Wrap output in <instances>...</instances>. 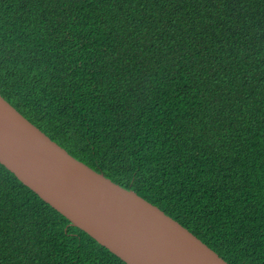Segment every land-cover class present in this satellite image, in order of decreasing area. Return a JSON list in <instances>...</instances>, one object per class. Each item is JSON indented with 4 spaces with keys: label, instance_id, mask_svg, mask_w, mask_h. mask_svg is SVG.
<instances>
[{
    "label": "trees",
    "instance_id": "1",
    "mask_svg": "<svg viewBox=\"0 0 264 264\" xmlns=\"http://www.w3.org/2000/svg\"><path fill=\"white\" fill-rule=\"evenodd\" d=\"M0 95L228 264H264V0H0ZM145 143L195 182L140 167ZM0 264L126 263L0 163Z\"/></svg>",
    "mask_w": 264,
    "mask_h": 264
},
{
    "label": "water",
    "instance_id": "2",
    "mask_svg": "<svg viewBox=\"0 0 264 264\" xmlns=\"http://www.w3.org/2000/svg\"><path fill=\"white\" fill-rule=\"evenodd\" d=\"M0 163L126 264H228L156 205L71 156L1 95Z\"/></svg>",
    "mask_w": 264,
    "mask_h": 264
},
{
    "label": "snow or ice",
    "instance_id": "3",
    "mask_svg": "<svg viewBox=\"0 0 264 264\" xmlns=\"http://www.w3.org/2000/svg\"><path fill=\"white\" fill-rule=\"evenodd\" d=\"M81 102H85L84 98H81ZM152 131L154 132L155 129L153 128ZM158 138V134H157ZM148 140L152 143H155V139L153 137L149 136ZM170 143H173L175 146L174 141H171ZM140 145H137V150L140 149ZM143 148L146 149V152H140V158L137 160V164L140 167H147L150 169V171H157L156 165H159L163 168H167L169 172V177L167 179H171L172 181H175L176 177H179L182 181H192L195 182L194 177L192 175H189V171L195 173L196 169L189 170L184 160L181 158V156L176 151H172L170 149H165L164 152L160 154V156H156L155 153L152 152V149L150 148L148 143H145L143 145ZM151 153V155H149ZM167 153V155L165 154ZM171 157V159H169ZM183 173V175H181ZM194 191L191 187H189V192L191 193Z\"/></svg>",
    "mask_w": 264,
    "mask_h": 264
},
{
    "label": "clouds",
    "instance_id": "4",
    "mask_svg": "<svg viewBox=\"0 0 264 264\" xmlns=\"http://www.w3.org/2000/svg\"><path fill=\"white\" fill-rule=\"evenodd\" d=\"M158 41L164 45H167V46H173V47H176V46H179L180 44L176 43L175 45H169L168 43L158 39ZM8 102V101H7ZM20 113V112H19ZM28 120V119H27ZM29 121V120H28ZM34 125V124H33ZM61 146V145H60ZM62 147V146H61ZM64 148V147H63ZM71 155V154H70ZM72 156V155H71ZM75 158V157H74ZM80 161V160H79Z\"/></svg>",
    "mask_w": 264,
    "mask_h": 264
}]
</instances>
